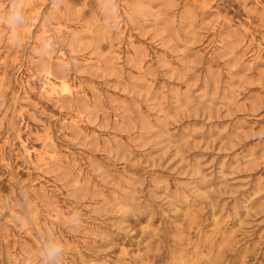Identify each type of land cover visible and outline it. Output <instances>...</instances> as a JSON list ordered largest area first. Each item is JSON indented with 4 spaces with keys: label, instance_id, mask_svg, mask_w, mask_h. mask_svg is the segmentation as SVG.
Masks as SVG:
<instances>
[{
    "label": "rangeland",
    "instance_id": "rangeland-1",
    "mask_svg": "<svg viewBox=\"0 0 264 264\" xmlns=\"http://www.w3.org/2000/svg\"><path fill=\"white\" fill-rule=\"evenodd\" d=\"M49 244L264 264V0H0V264Z\"/></svg>",
    "mask_w": 264,
    "mask_h": 264
},
{
    "label": "clouds",
    "instance_id": "clouds-1",
    "mask_svg": "<svg viewBox=\"0 0 264 264\" xmlns=\"http://www.w3.org/2000/svg\"><path fill=\"white\" fill-rule=\"evenodd\" d=\"M9 19L16 25H22L24 23L23 9L18 4L13 3L9 8ZM18 43V41H16ZM64 249L60 245L49 244L45 247L43 255L48 264H56L59 257L63 254Z\"/></svg>",
    "mask_w": 264,
    "mask_h": 264
},
{
    "label": "bare ground",
    "instance_id": "bare-ground-1",
    "mask_svg": "<svg viewBox=\"0 0 264 264\" xmlns=\"http://www.w3.org/2000/svg\"><path fill=\"white\" fill-rule=\"evenodd\" d=\"M50 92H52V93H56V94H58V93H60V91L61 92H69L70 91V89H69V87L68 86H63V88L62 87H58V86H56V85H53V86H51L50 87V90H49Z\"/></svg>",
    "mask_w": 264,
    "mask_h": 264
}]
</instances>
